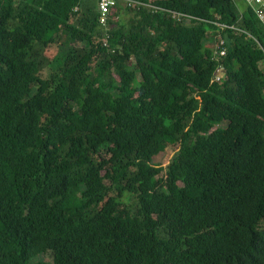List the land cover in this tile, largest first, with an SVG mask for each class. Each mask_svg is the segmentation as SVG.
Wrapping results in <instances>:
<instances>
[{"label": "trees", "instance_id": "16d2710c", "mask_svg": "<svg viewBox=\"0 0 264 264\" xmlns=\"http://www.w3.org/2000/svg\"><path fill=\"white\" fill-rule=\"evenodd\" d=\"M135 1L198 20L118 6L106 48L97 0H0V264H264L263 26Z\"/></svg>", "mask_w": 264, "mask_h": 264}, {"label": "built area", "instance_id": "2783aa9c", "mask_svg": "<svg viewBox=\"0 0 264 264\" xmlns=\"http://www.w3.org/2000/svg\"><path fill=\"white\" fill-rule=\"evenodd\" d=\"M99 6V26L103 32V42L104 47H108V41L110 40L109 30H110V19L113 12L122 6L124 9L131 10H147L152 13H163L168 15L173 21L180 24H189L193 20H198L197 18L190 16L185 13L160 8L152 4L143 3L140 1L133 0H97ZM247 6H249L254 14L256 15L259 23L264 29V0H243ZM220 29L226 30H238L234 27H229L223 24H216ZM227 56V50L225 48V41L219 34L214 42L212 62L217 63L216 71L214 72L212 80L214 82L222 83L227 78V70L223 63V59Z\"/></svg>", "mask_w": 264, "mask_h": 264}, {"label": "rangeland", "instance_id": "374dc122", "mask_svg": "<svg viewBox=\"0 0 264 264\" xmlns=\"http://www.w3.org/2000/svg\"><path fill=\"white\" fill-rule=\"evenodd\" d=\"M236 2V5L238 6V8L240 10H244L246 8V4L243 2V0H234ZM132 14H127L125 13L124 11L121 12V15H120V19L124 22H127L129 19H132ZM215 35H210L209 37V46L211 48L214 47V42H215ZM60 63L61 61L60 60H57L53 65H51L52 67V71L55 72L56 70H58L59 66H60ZM217 126L219 125H212V129H215ZM220 126H224V124H221ZM207 133H209V130H207ZM165 159V153H160L159 156L155 157L152 162L154 165H158V166H163V167H166L167 166V163L164 161ZM165 172H163V174L161 175L164 176ZM127 207L129 209L132 210L133 214L136 216L138 211H139V208H140V205L137 201V199L135 198H132L128 203H127Z\"/></svg>", "mask_w": 264, "mask_h": 264}, {"label": "bare ground", "instance_id": "6f19581e", "mask_svg": "<svg viewBox=\"0 0 264 264\" xmlns=\"http://www.w3.org/2000/svg\"><path fill=\"white\" fill-rule=\"evenodd\" d=\"M222 31V30H221Z\"/></svg>", "mask_w": 264, "mask_h": 264}]
</instances>
